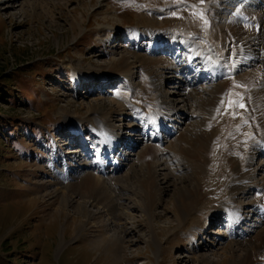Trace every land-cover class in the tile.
<instances>
[{
  "label": "rangeland",
  "instance_id": "obj_1",
  "mask_svg": "<svg viewBox=\"0 0 264 264\" xmlns=\"http://www.w3.org/2000/svg\"><path fill=\"white\" fill-rule=\"evenodd\" d=\"M210 1L0 0V71L4 74V77H0V171L3 173L0 175V182L5 180L7 184L0 185V251L2 247L11 248L8 255L13 263L8 264H217L214 262L221 259L225 243L221 244L222 237L214 236L218 224L210 228L207 237L204 235L198 241L200 249L194 247L187 251L188 242L183 233L191 226V222L188 221L179 229L175 215L174 204L182 186L189 185L190 182L194 185L195 181L192 179L194 173L186 174V171L191 172V163L180 153L184 142L176 140L180 133L183 140L189 135L187 129H184L188 120L185 118V110L190 111L192 108L188 103H179L184 105L180 113L185 120H181L184 127L170 141L175 148L168 145L173 152L169 154L164 151L163 147L168 142L160 145L151 143L156 148L150 149L153 152L156 150L158 158L163 155L167 157V162L174 161L169 171L172 175L168 173L169 180L166 182L168 190L162 194L161 204L154 208V221L148 218L143 207L136 208L137 205L144 204L149 191L148 168L154 165L149 163L154 160L152 151L148 153L151 157L149 155L144 158V154L141 155L144 160L142 166L145 167H131L137 163V153L143 148L142 145L150 142L143 139L144 142H140L132 152L126 151L129 154L128 160L122 169L114 178L105 180L110 184L122 185L123 188L117 187L122 200L121 205L112 212V208L108 207L111 203L100 199L95 201V196L80 190L77 187L80 181L73 189L70 188L71 179L67 178L81 172L67 153L71 144L65 136L68 130L71 131L68 126H73V122H67L69 119H65L66 117L77 120V131H80L82 120L86 132V119L101 111L95 108H103V112L108 113L111 124L121 130L125 141L131 142L126 135L128 118L123 122L122 108L111 98L119 89L125 93L127 82L122 79L117 87L105 86V91L100 92V80L105 75L108 79H103L115 84L114 77L119 71L112 72L110 68L114 58L120 55L130 56V51H133L132 40L127 38V32L131 29L143 31L149 28L152 31L157 29L158 33L176 32L189 36L205 35L206 31L214 33L212 30L216 28L211 26L204 30V22L211 20V23L212 18L215 19L208 11ZM77 22H80V27L75 26ZM214 22L213 20L212 24ZM107 33L109 38L112 35L115 37L101 40L106 38ZM143 43L146 42H142L139 49L134 42L138 48L136 52L144 53ZM137 66L140 64L136 63L135 67ZM118 69L114 67V70ZM140 70L134 75L133 82L140 80ZM74 72L77 78L82 79V86L74 87L73 80L78 82L76 78L73 79ZM97 72L103 73L98 76L94 74ZM9 77L10 81L6 82L5 78ZM173 81L175 87L179 88L180 81ZM218 84L207 87V90L214 93V97L205 92L195 107L212 108L213 120L220 114H225L228 101H235V96L238 95L232 91L231 81L223 80ZM216 88L228 89L223 99L220 97L222 91L217 92ZM163 90L172 99L182 98L185 94L182 89L179 96L174 95L169 83L163 84ZM186 93L191 95V90ZM244 94L248 96V102L252 96L248 95V91ZM222 101L223 108L217 110L216 104ZM172 116L175 115L169 118ZM249 116L254 121L251 113ZM206 120L195 118L196 132L204 127ZM253 121V129H262L264 132V128ZM236 123L238 119L231 125L220 126L218 129L209 126L206 129L212 135L217 132L220 134L219 138L213 136L211 148L203 153L207 164L203 159L200 161L201 164H206V174L199 177L201 191L209 190L206 191L209 195H213V192L216 198H223L217 200L212 196L214 202L221 203L226 200V195L229 196L228 191L226 194L224 181H219L224 178L227 186L233 173L232 168L242 166V159H236L226 149L231 144L227 135L233 134ZM141 134L135 142H139ZM235 138L234 135L233 139ZM234 143L233 141L232 144ZM260 160L263 157L255 158L253 165L256 166ZM159 168L158 178H162L164 167L161 165ZM68 170L69 177H64L63 174ZM84 177L98 180L97 176H88L87 173L82 178ZM215 181L218 185L212 183ZM250 186L243 188L246 197ZM109 193L112 194L113 191L110 190ZM252 197H264V194L258 190ZM246 199L249 197L244 199L242 194L239 195L238 204ZM198 205L204 211V214L195 216L199 225L201 222L200 228L198 227L200 232L205 229L204 221L210 209L207 203L201 202ZM249 219L251 217L242 224ZM258 220L252 219L256 221L253 222V228L247 225L250 232L246 238L234 239L237 236L235 233L233 242L247 243L252 236L263 232L264 220ZM258 223L262 225L257 227ZM246 230L249 231L247 228ZM174 231H177L176 234L170 236ZM190 237L193 238V235ZM239 256L240 252L236 250L234 257L239 259ZM257 256L255 253L253 257Z\"/></svg>",
  "mask_w": 264,
  "mask_h": 264
},
{
  "label": "bare ground",
  "instance_id": "obj_2",
  "mask_svg": "<svg viewBox=\"0 0 264 264\" xmlns=\"http://www.w3.org/2000/svg\"><path fill=\"white\" fill-rule=\"evenodd\" d=\"M209 4V12L215 18L213 19L215 22L214 24H212L213 21L211 24L209 23L211 20L209 22H204V30L209 26L216 29L212 30L214 33L206 31L205 36L187 38L188 36L181 37L177 35L176 32L158 33L157 29L152 31L149 28H145L143 31L137 29L129 30L127 35L133 41L138 42L140 40V43L142 41H147V44L145 45L147 50L143 47L144 53L139 51L136 52L135 49L137 50L138 48L133 45L134 49L133 51H130V56L120 55L113 59L110 69L112 72L119 71L118 75L115 76L117 79H126L128 92L125 95L122 93L123 91L120 90L113 95V98H111L122 108V111H128V113H130L129 117H133L136 123L141 124L142 128L150 127L152 129L160 128L161 130H164L167 128V123H169V121H175L174 119L178 116L184 117V115L180 113V110L181 108H184V105H180L179 103H188L190 107H192L190 111L185 110V118L188 120L184 129H187L189 135L185 138L186 140H183L180 138V133L179 138H176V140L179 141V143L184 142L180 153L191 163V172L186 171L188 172L186 174L194 173L192 179H195V181L193 180L194 185L191 184L192 182H190L189 185H183L175 204L173 203L176 209L175 215L179 224V229H182L184 224L188 221L191 222V226L187 228V230L185 229L186 231L183 233L188 242V249L186 250L190 251L194 247L201 248L200 245H198V241L203 238V234H201L202 232L198 231L201 222L199 225V222L196 220L197 217L195 216L201 213L204 214L203 208L198 205L203 202L209 204L210 209L208 216L206 218L205 215L203 216L205 218V221L203 219L205 223L203 224L205 226H207L208 223L216 221L219 215H222V219L227 222L226 226H224L222 230L219 228L217 232V235H222L221 244L225 243V245L222 248L223 253L221 259L216 260L214 263L264 264V231L252 236L247 243L233 242L235 233L237 236L234 239L246 238L249 235H241L238 232L241 229H244V231L247 232L246 228L249 230L248 232H250L248 226L253 228V222H256L252 221V219H259L261 222L264 220V197H252L258 190L264 194V161L256 166L252 163L257 151L260 148L264 150V142L262 141V139H264L262 133L264 132L262 129H257L258 131L253 129L255 126L253 124L251 125L253 120L249 116L251 113L254 116H252L254 118L253 123L255 122L256 125L264 128V0H211ZM225 5L231 6L230 8H225ZM222 15L224 17H221ZM79 23L80 22H77L75 26L80 27ZM255 25L259 26V32H256ZM108 35L109 34L107 33L106 38L101 40L109 39ZM218 38L220 39L221 47L225 49L224 53L218 49L219 47L216 43ZM169 43L170 46H180L185 52V56L182 58L179 55L174 58V55L172 57L166 55L153 56L150 53V51L153 52L154 48ZM137 47H139V49L141 48L140 45H137ZM136 63H139L140 66L135 67ZM215 63H217V66H215ZM114 67H118L119 69L114 70ZM133 68L136 69L133 71ZM139 69H141L139 71L141 72V78L139 77L140 80L138 82L132 83V79ZM202 71H207L209 74H215L214 82L199 80ZM102 73L103 72H97L94 74H98L99 76ZM194 73L195 75L192 77ZM231 75L235 79V81L231 82V89L238 95L235 96V101L231 99L232 105L231 107H227L225 114H220L217 119L213 120L211 118V114L213 113L212 108H195L199 104L198 100L202 98L205 92L210 93V95H213L214 97V93L207 90L208 86L216 85L223 80L229 81ZM173 76H178L177 78L183 76L188 78L192 77L188 85L191 86V95L193 96L185 93L182 98L178 97L176 99H171L167 93L165 94L162 87L163 83H166ZM74 78H76L78 82H75ZM103 78H107V76L103 75ZM103 78L102 80L105 82L107 79ZM73 79L74 86H78L82 82L76 77V72H74ZM237 85L240 86L237 87ZM216 90L217 92L220 90L222 91L220 97H222L223 94L226 95L228 92L227 88H224L223 90L216 88ZM246 91H248V95L252 96L251 98L249 97L248 102V96L244 94ZM144 92L148 93V96H145ZM173 93L174 95L179 96L180 90L174 89ZM220 104L221 102H218L216 108L217 105ZM240 105H244V107H241ZM95 109L101 111L93 114L89 119H86V121L88 127L92 128V131L96 133L102 143V145L100 144L102 149H99L98 152L103 154L108 148H116L117 146L122 145L119 144V142H121L120 132L113 124H111L108 118V113L103 112V108ZM171 115L175 116L169 118ZM199 117L206 118L207 120L204 127H201V130L196 132L195 123L197 122H195V118L198 119ZM65 119H69L67 122H73V126H68V129H71L70 133L73 134V130H75L78 123L77 120L70 116ZM235 119H238V123L233 127V134L227 135V140L230 141L231 144L229 147H226V149L227 152H229L228 154L240 161L242 159V166H234L232 168L233 173L230 177V181L227 182V186L224 178L219 181H224L223 183L226 194L228 191L229 196L227 197L226 195L224 197L226 200L221 203L214 202L212 196L217 200L223 198H216V194L211 191L210 192L213 195H209L206 192L209 190L202 192V187H199V177L206 174L205 165L207 164V159L203 153L211 148L210 145L213 142L214 137L219 138L220 135L218 132L212 135L207 131V128L213 126L215 129H218L220 126L231 125ZM247 121H249L248 127L243 126V123ZM67 122L65 121L66 124ZM81 122L83 121L81 120ZM237 124H239L238 127ZM128 125H130V123H128ZM183 127L184 124L180 127V130H175L173 132L170 141L174 139V136L177 135ZM240 132L241 135H239ZM90 133V131H87L88 135H90ZM169 134H171V132H169ZM184 135L187 134L185 133ZM234 135L236 136L235 139H233ZM154 137L158 140L164 138L161 135H155ZM191 138H193V141H191ZM236 139L237 142L235 141ZM170 141L164 147L169 154L173 152V149H170L168 145L170 144L171 148H175ZM233 141L235 142L234 145L232 144ZM142 147L143 148L137 153L139 158H137V163L132 164L131 167L135 166L137 169L145 167L142 166L144 165V160L141 159V155L144 154V158H146L150 155L148 153L152 151L150 148H156L151 144H145L142 145ZM245 152L246 155H244ZM152 154L154 157L153 162L155 163L149 162L151 165L154 164L152 168H148L149 181L147 187H149V191L147 190L148 194L146 195L144 204L142 206H135L136 208L143 207L142 209L148 218L154 221V208L157 204H161L163 201L162 194L165 193L167 189L166 182L169 180L168 173L171 171V163L174 161L171 163L168 161L169 165L166 161V156V159L163 155H160L158 158L159 154L156 153V150H154V152L152 151ZM123 158L126 161L128 160L125 154L123 155ZM202 159L206 161L205 165L201 164L200 161ZM149 163H147V165ZM177 164L175 166H178ZM82 165L83 164L81 163V166ZM96 165L99 166V175H94L87 170H83L78 175H71L67 178L69 180L71 179V183L69 184L70 188L73 189L75 184L80 181L77 185L80 190L86 191L89 195L95 196L97 198L94 199L95 201L100 199L111 203L112 207H108L112 208L113 212L117 206L121 205L120 203L122 199L119 195L120 190L117 187L122 188V185L110 184L105 182V180L116 176L113 173H115L118 165L113 166L111 171L113 173L111 176L109 175L110 177L108 178H103V175L106 174L108 168H104L105 160L100 159L95 166ZM161 165L164 167V173H161L163 175L162 178H158V169L162 168H159ZM89 166V164L86 165V167ZM86 173L88 176H97L98 180L96 181L89 177L82 178ZM169 174L172 175L171 172ZM64 177H66V175H64ZM209 183L211 182H208V184ZM212 183H217L218 185L217 181ZM112 185L114 186L113 188L111 187ZM248 185H251L250 188H253L251 192L252 195H250L249 199L238 204V196L241 194L243 196V188ZM110 190L113 191L112 194L109 193ZM156 216L158 217V215ZM132 217L133 216H131V218ZM249 217H251V219L242 224V222ZM227 224H229V226H227ZM261 225L262 223L256 224L257 227H260ZM152 227L154 229V222L152 223ZM238 227L241 228L238 230ZM228 228H230V230H227ZM176 232L177 231H174L170 236L175 235ZM191 235H193V238L190 237ZM236 250L240 252L239 259L234 257V252ZM192 251H195V249ZM255 253H257L258 256L254 258L253 256H255Z\"/></svg>",
  "mask_w": 264,
  "mask_h": 264
},
{
  "label": "trees",
  "instance_id": "obj_3",
  "mask_svg": "<svg viewBox=\"0 0 264 264\" xmlns=\"http://www.w3.org/2000/svg\"><path fill=\"white\" fill-rule=\"evenodd\" d=\"M15 74V73H14ZM4 77V74H2V72L0 71V77ZM10 78L11 77H9V78H5V81L6 82H9L10 81ZM1 107V106H0ZM0 110H1V108H0ZM2 111V110H1ZM10 111H12L13 112V110H10ZM3 112H5V111H3ZM7 113H8V111H6ZM0 120H1V118H0ZM0 175H3V173H2V171H0ZM0 185L1 186H7V184H6V182H5V180H3L2 182H0ZM9 249H11L10 247H2V250L0 251V264H8V263H13V261L11 260V258H9V257H11V256H9L8 255V251H9ZM17 261H19V260H17Z\"/></svg>",
  "mask_w": 264,
  "mask_h": 264
},
{
  "label": "snow or ice",
  "instance_id": "obj_4",
  "mask_svg": "<svg viewBox=\"0 0 264 264\" xmlns=\"http://www.w3.org/2000/svg\"><path fill=\"white\" fill-rule=\"evenodd\" d=\"M202 2H203V0H202ZM240 85H237V87H239ZM222 103H223V101H222ZM231 105H232V101L231 100H229L228 101V106L229 107H231ZM241 107H244V105H240Z\"/></svg>",
  "mask_w": 264,
  "mask_h": 264
}]
</instances>
